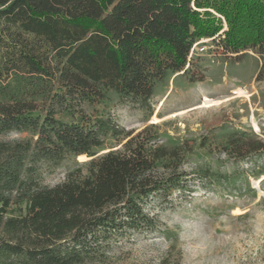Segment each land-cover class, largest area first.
I'll return each mask as SVG.
<instances>
[{
	"label": "trees",
	"instance_id": "16d2710c",
	"mask_svg": "<svg viewBox=\"0 0 264 264\" xmlns=\"http://www.w3.org/2000/svg\"><path fill=\"white\" fill-rule=\"evenodd\" d=\"M211 37L235 61L254 49L264 80V0H0V135L31 132L0 140V264H92L129 230L158 229L147 201L185 191L193 141L167 146L157 125L125 129L101 107L109 92L145 105L168 74H188L193 43ZM217 147L237 162L264 140L237 131ZM78 155L89 159L63 181L35 177L34 162ZM193 170L223 188L241 179L206 163Z\"/></svg>",
	"mask_w": 264,
	"mask_h": 264
},
{
	"label": "rangeland",
	"instance_id": "374dc122",
	"mask_svg": "<svg viewBox=\"0 0 264 264\" xmlns=\"http://www.w3.org/2000/svg\"><path fill=\"white\" fill-rule=\"evenodd\" d=\"M218 39L203 44L206 50L195 51L187 75L170 73L157 82L145 105L108 93L101 110L117 124L133 131L154 124L167 146L192 140L193 149L181 165L190 172L185 191L147 201L146 210L158 219V229L129 230L111 240L105 256H95L92 264H264V150L234 162L215 148L237 131L264 140V80L255 79L260 60L254 49H247L235 61L232 54L220 52ZM84 108L91 112L90 106ZM28 138L29 131L0 135V140ZM107 142L111 149L119 147L111 138ZM87 160L79 155L57 164L39 160L33 163L35 177L52 186L68 172L84 168ZM197 163L235 169L251 189L241 179L224 188L200 181L193 170Z\"/></svg>",
	"mask_w": 264,
	"mask_h": 264
},
{
	"label": "built area",
	"instance_id": "2783aa9c",
	"mask_svg": "<svg viewBox=\"0 0 264 264\" xmlns=\"http://www.w3.org/2000/svg\"><path fill=\"white\" fill-rule=\"evenodd\" d=\"M204 39H205V38L198 39V40H196V41L193 43V45H192V47H191V49H190V54H189V56H193V54L195 53V51H204V50H206L207 46H206V45H203V44H205V43H207V42H211L212 39H213V37H211V38H207V39H209V40H207V41H204ZM200 44H202V45H200ZM199 45H200V46H199Z\"/></svg>",
	"mask_w": 264,
	"mask_h": 264
},
{
	"label": "water",
	"instance_id": "95a60500",
	"mask_svg": "<svg viewBox=\"0 0 264 264\" xmlns=\"http://www.w3.org/2000/svg\"><path fill=\"white\" fill-rule=\"evenodd\" d=\"M178 73H183V71L177 72L176 74H178ZM88 159H89V158H88Z\"/></svg>",
	"mask_w": 264,
	"mask_h": 264
}]
</instances>
